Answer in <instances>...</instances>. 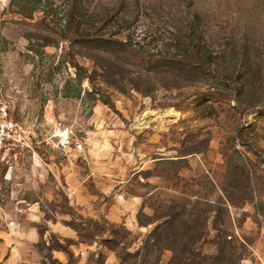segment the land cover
<instances>
[{
	"label": "rangeland",
	"instance_id": "374dc122",
	"mask_svg": "<svg viewBox=\"0 0 264 264\" xmlns=\"http://www.w3.org/2000/svg\"><path fill=\"white\" fill-rule=\"evenodd\" d=\"M195 14L216 52L264 58V0H0V90L20 134L0 149V264L138 261L173 200L217 201L242 164L254 192L228 228L248 244L239 264H264V106L218 100L219 81L163 79L136 56L125 69L80 35L118 31L148 56ZM137 71L146 92L131 88Z\"/></svg>",
	"mask_w": 264,
	"mask_h": 264
},
{
	"label": "trees",
	"instance_id": "16d2710c",
	"mask_svg": "<svg viewBox=\"0 0 264 264\" xmlns=\"http://www.w3.org/2000/svg\"><path fill=\"white\" fill-rule=\"evenodd\" d=\"M194 18L182 22L180 32L171 43V49L160 50L148 56L134 44L114 37L118 31H110L109 36L105 35L107 33H96L98 35L90 37V33L85 35L81 31L80 35L85 43H91L94 50L102 51L109 60L112 61V55H118L117 58L126 64L125 69L129 70L126 63L129 57L136 56L135 58H140L153 68L150 70L162 74L163 79L175 77L177 80L185 79L192 83L194 79L205 78L207 81L211 80L212 84L219 81L221 87L218 88L224 92L216 96L218 100H234L236 106H264L262 101H251L253 94H258L261 99L264 97V58H254L245 52H216L199 29L201 16L195 14ZM89 26L94 30L98 28L96 25ZM245 46L248 50V45ZM95 66L100 67L104 73L107 72V65L96 62ZM137 73L139 76H136V79L141 80L134 81L131 88L146 92L145 87L141 86L146 82V78L140 75V71ZM177 85L182 86L180 83ZM240 176L239 179L222 186V194L217 201L208 198H205L203 203L199 199L195 202L187 199L173 200L161 216L153 221L156 222L155 226L135 254L136 257L140 256L138 261L131 263L128 257L131 256L130 253L128 256L118 253L119 264H159L166 250L172 252L167 264H239L245 257L244 250L248 244L240 241L229 230L228 210L230 206L244 205L252 198L254 192L245 164H242ZM201 203L204 206L200 207ZM189 205L194 209L192 212L188 211ZM212 212H215V215L211 227L216 234L209 239ZM142 222L140 220V223ZM209 241L214 245L210 255L205 253L203 248Z\"/></svg>",
	"mask_w": 264,
	"mask_h": 264
},
{
	"label": "built area",
	"instance_id": "2783aa9c",
	"mask_svg": "<svg viewBox=\"0 0 264 264\" xmlns=\"http://www.w3.org/2000/svg\"><path fill=\"white\" fill-rule=\"evenodd\" d=\"M17 135L20 136L16 123L10 115L0 90V149L10 147L13 144L12 140H15Z\"/></svg>",
	"mask_w": 264,
	"mask_h": 264
},
{
	"label": "bare ground",
	"instance_id": "6f19581e",
	"mask_svg": "<svg viewBox=\"0 0 264 264\" xmlns=\"http://www.w3.org/2000/svg\"><path fill=\"white\" fill-rule=\"evenodd\" d=\"M175 113L171 109L162 110L155 114V118H157L160 122H162L166 117H174ZM137 124V123H136ZM139 125V124H138Z\"/></svg>",
	"mask_w": 264,
	"mask_h": 264
}]
</instances>
